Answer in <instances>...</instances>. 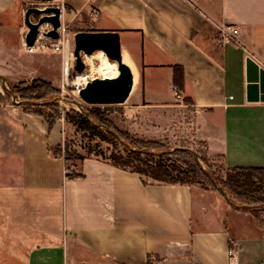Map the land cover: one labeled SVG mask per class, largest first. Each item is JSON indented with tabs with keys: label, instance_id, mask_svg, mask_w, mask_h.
I'll list each match as a JSON object with an SVG mask.
<instances>
[{
	"label": "crops",
	"instance_id": "crops-1",
	"mask_svg": "<svg viewBox=\"0 0 264 264\" xmlns=\"http://www.w3.org/2000/svg\"><path fill=\"white\" fill-rule=\"evenodd\" d=\"M78 1L67 0L73 16L67 21L66 12L65 24L74 33L119 32L139 106H191L209 153L231 168L264 167V101L247 100L246 80L248 57L264 69V0H94V18ZM26 5L0 0V74L13 80L7 71L29 68ZM219 22L236 26L244 46L222 42ZM48 52L30 55L39 69L62 72V55ZM63 142L59 124L50 129L42 115L0 109V214L24 232L11 236L29 246L25 264H149L151 256L161 264H264V226L219 191L145 182L97 156L68 178L64 156L50 150Z\"/></svg>",
	"mask_w": 264,
	"mask_h": 264
},
{
	"label": "rangeland",
	"instance_id": "rangeland-1",
	"mask_svg": "<svg viewBox=\"0 0 264 264\" xmlns=\"http://www.w3.org/2000/svg\"><path fill=\"white\" fill-rule=\"evenodd\" d=\"M26 1L25 10L29 7H39L36 3L40 0ZM82 2V0H79L75 4L78 5ZM72 16L73 13L67 11L65 15L66 20L68 21ZM31 19L37 20L38 15L33 14ZM70 27L72 28V25ZM46 50L50 53L52 49L39 48L27 50L29 55L26 59V65L29 68H17L7 71L15 74V80L2 75L5 78L8 89L2 86L0 74V109L20 108L32 113H35V109L41 110L55 119V124H59L64 136L63 145L67 142L74 153L97 156L103 159H112L114 156H123L126 159L125 146L121 143L120 139L114 137V133L105 127L103 128L102 138L96 136L93 132H84L76 128L75 125L65 119L67 111L75 110L82 112L83 109L98 108L103 113L105 119H107V126L113 129L125 141L132 144V147L144 149L145 147L142 144H146L148 148H154L156 151L183 150L185 148L197 153L201 165L205 169L213 172L220 178L226 177L231 167L225 165L221 154L209 153L205 143L196 137V126L194 125L196 118L195 114L190 111L191 106L186 107V111H175L173 113L169 111H148L146 108L139 106L141 105V97H135L138 89L137 82L134 84L129 97L123 103L88 104L79 95L73 93L71 85L66 84L63 69L62 72L56 73L53 70H44L37 67L38 58L31 55ZM107 59L109 60V58ZM88 60H93V66H99L102 62V56L96 51L89 56ZM14 66L20 67L22 64L14 62ZM91 72L94 76H101L95 71L91 70ZM43 81L50 85H45ZM12 94L15 100L12 99ZM26 97H37L38 104L30 106L26 105L27 103L19 104L17 102L25 101ZM179 99L186 104H190L191 102L187 97ZM189 151L171 156L172 161L183 167H188L187 163L193 158L192 153ZM79 162L80 159L68 160L66 162L67 171L76 170ZM146 178L150 179L149 177ZM198 180L200 182L193 185L211 188L210 177L201 174ZM22 232V230L18 231L17 228L7 225V222L3 221L0 214V264H25L23 260H26L25 253L28 252L29 246L20 245L19 241L14 236H11L12 234L17 236L18 233Z\"/></svg>",
	"mask_w": 264,
	"mask_h": 264
},
{
	"label": "trees",
	"instance_id": "trees-1",
	"mask_svg": "<svg viewBox=\"0 0 264 264\" xmlns=\"http://www.w3.org/2000/svg\"><path fill=\"white\" fill-rule=\"evenodd\" d=\"M44 84L47 86L50 85L47 82H44ZM37 99V97H26V100L29 101H37ZM26 105L34 106L31 102H28ZM34 112L45 118L50 129L54 126L55 119L43 113L41 110L35 109ZM65 119L75 125L76 128L84 132H93L99 137L103 136V128L98 127L97 124L104 126L108 125L107 119H105L103 113L98 108L83 109L82 112L75 110L67 111L65 113ZM90 119L96 124H93ZM114 137L118 139L116 135H114ZM119 137L132 146V144L125 141L120 135ZM122 144L124 145V143ZM142 145L145 147L144 149L152 150L154 153L130 150L124 145L127 153V161L123 156H114L112 159L108 160L117 167L131 172H137L144 177H149L150 179L145 177V182L194 184L200 182L198 177H200L201 174L209 177L194 158L193 152L188 149H175L172 152L158 154L155 152L160 151H156L154 148H148L146 144ZM50 150L54 155L64 156L66 162L71 159L83 160L86 157H90L89 155L74 153L67 142H65L64 145L51 146ZM187 151L191 152L193 155V158L187 163L188 167H183L175 161H172L171 156ZM211 173L234 202L255 206V208H244L241 210L252 213L258 222L264 226V167H232L227 172L225 178H220L213 172ZM66 176L68 178H75L82 175L77 172L76 169L74 171H67ZM210 187L214 190H218L211 179ZM149 264H153L152 256L149 258Z\"/></svg>",
	"mask_w": 264,
	"mask_h": 264
},
{
	"label": "water",
	"instance_id": "water-1",
	"mask_svg": "<svg viewBox=\"0 0 264 264\" xmlns=\"http://www.w3.org/2000/svg\"><path fill=\"white\" fill-rule=\"evenodd\" d=\"M33 14L38 15L37 20H32ZM60 8L56 6H47L44 8L34 6L29 7L25 11L24 22L27 26L25 35V43L28 47H33L36 44L38 35L40 33V26L44 23H49L52 29L46 32V35L52 38H58L59 33L57 28L61 24ZM102 50L110 61L117 62L118 74L115 77H100L96 76L90 80L87 85L79 92L81 99L88 104H115L123 103L127 100L133 89L134 78L131 67L124 61L121 50L120 34L118 31H78L74 34V55L75 70L82 72L86 65L84 63V55L91 56L94 52ZM246 80H247V100L250 102L264 101V69L260 67L259 63L251 57L246 61ZM2 86L8 89L5 78L1 75ZM12 99L15 100L12 94ZM19 104L31 102L38 104L37 101H17ZM87 115V114H86ZM93 124H96L90 119ZM100 128H106L114 133L118 139L130 150L154 153L152 150L138 149L130 146L124 142L119 135L110 127L97 124ZM185 149V148H183ZM160 151L155 153L172 152ZM194 158L201 165L200 158L197 153L192 151ZM203 171L210 177L213 184L228 201V203L236 209L255 208V206L248 204H239L232 200L227 191L217 182L214 175L201 165Z\"/></svg>",
	"mask_w": 264,
	"mask_h": 264
},
{
	"label": "built area",
	"instance_id": "built-area-1",
	"mask_svg": "<svg viewBox=\"0 0 264 264\" xmlns=\"http://www.w3.org/2000/svg\"><path fill=\"white\" fill-rule=\"evenodd\" d=\"M94 0H86V4L91 6L90 16L95 17L98 14V9L93 7ZM39 7L44 8L47 6H56L60 8L61 14V24L57 28L59 33L58 38H52L46 35V32L52 29L51 24L44 23L40 26V33L38 35L36 44L30 49H39V48H51L53 51L60 53L63 58V75L66 84L71 85L73 89V93L79 95V92L82 88H84L87 83L92 80L94 77L91 72V65L88 64L87 58L88 56L84 55V63L86 65L85 69L82 72H78L75 70V60L76 57L74 55V43L73 37L74 32H72L69 27L65 24L63 20V16L69 9V5L67 0H40L36 3ZM220 40L222 42H232L238 46H244L243 42L239 38L240 31L239 29L230 23L219 22L217 24ZM177 90V87H176ZM67 172V169H66ZM230 259L234 262H238V258L236 257L234 251L232 249L229 250ZM154 264H161V261L156 259V257H152Z\"/></svg>",
	"mask_w": 264,
	"mask_h": 264
},
{
	"label": "bare ground",
	"instance_id": "bare-ground-1",
	"mask_svg": "<svg viewBox=\"0 0 264 264\" xmlns=\"http://www.w3.org/2000/svg\"><path fill=\"white\" fill-rule=\"evenodd\" d=\"M99 54L102 56V62L99 66H93V60L89 61L87 58V62L89 65H91V70L97 72L100 74V77H115L118 74V65L117 62L108 60L106 54L104 51L99 50ZM93 66V69H92Z\"/></svg>",
	"mask_w": 264,
	"mask_h": 264
}]
</instances>
